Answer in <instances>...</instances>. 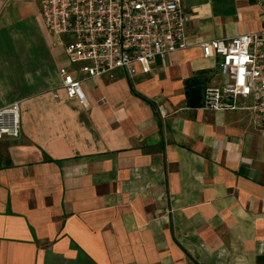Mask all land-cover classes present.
I'll use <instances>...</instances> for the list:
<instances>
[{"label": "crops", "instance_id": "1", "mask_svg": "<svg viewBox=\"0 0 264 264\" xmlns=\"http://www.w3.org/2000/svg\"><path fill=\"white\" fill-rule=\"evenodd\" d=\"M261 1L182 0L185 50L84 79L40 0H0V108L20 115L0 140V264H264V138L247 109H202L217 59L198 46L260 31Z\"/></svg>", "mask_w": 264, "mask_h": 264}, {"label": "built area", "instance_id": "2", "mask_svg": "<svg viewBox=\"0 0 264 264\" xmlns=\"http://www.w3.org/2000/svg\"><path fill=\"white\" fill-rule=\"evenodd\" d=\"M40 4L47 32L84 79L114 70L132 78L136 63L148 72L155 58L188 47L182 0H40ZM259 8L264 21V0ZM198 46L203 58L217 59L218 79L204 89L202 109H247L264 138V26L258 32ZM58 75L67 97L86 105L82 79L67 67L60 68ZM245 100L251 105L245 106ZM19 132V102L0 108V140L18 138Z\"/></svg>", "mask_w": 264, "mask_h": 264}, {"label": "rangeland", "instance_id": "3", "mask_svg": "<svg viewBox=\"0 0 264 264\" xmlns=\"http://www.w3.org/2000/svg\"><path fill=\"white\" fill-rule=\"evenodd\" d=\"M39 31V30H38ZM33 39L36 40V42H39V39H40V35H39V32H33ZM55 46V44H53ZM64 59V57H63Z\"/></svg>", "mask_w": 264, "mask_h": 264}]
</instances>
